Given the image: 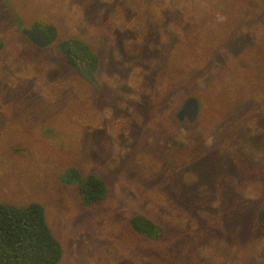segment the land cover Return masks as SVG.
Masks as SVG:
<instances>
[{
    "label": "rangeland",
    "instance_id": "obj_1",
    "mask_svg": "<svg viewBox=\"0 0 264 264\" xmlns=\"http://www.w3.org/2000/svg\"><path fill=\"white\" fill-rule=\"evenodd\" d=\"M48 22L37 47L23 29ZM69 37L98 54L109 103L65 68ZM191 96L196 120L178 119ZM71 167L111 197L85 206ZM35 201L61 264H264V0H0V203Z\"/></svg>",
    "mask_w": 264,
    "mask_h": 264
},
{
    "label": "trees",
    "instance_id": "obj_2",
    "mask_svg": "<svg viewBox=\"0 0 264 264\" xmlns=\"http://www.w3.org/2000/svg\"><path fill=\"white\" fill-rule=\"evenodd\" d=\"M55 28L56 25L50 22L44 28L52 41L56 39ZM62 53L65 68L78 72L77 69L82 62L91 77L97 80L95 72L99 70L101 61L88 42L69 37L63 43ZM181 74L182 71L179 72L180 77H182ZM20 80L33 82L32 79L27 78H20ZM87 84L94 88L91 84ZM101 87L100 84V87L93 91V99L97 106L109 103V94ZM183 104L184 102L180 103V107L176 105L178 110L174 114L177 117ZM114 107L118 108L123 115L122 107ZM48 128L49 132L41 129V135H50L52 129ZM95 130H98V135L102 136L105 144L111 142V139L110 141L106 139V133L102 129ZM63 174L66 182L77 184L85 206L102 204L112 195L105 179L97 174L84 175L75 167L67 169ZM258 222L264 227V208L258 212ZM129 223L139 235L152 240H157L164 234L163 228L158 223L142 213L132 214ZM63 258V246L47 222L43 204L37 201L23 206L0 203V264H61Z\"/></svg>",
    "mask_w": 264,
    "mask_h": 264
},
{
    "label": "water",
    "instance_id": "obj_3",
    "mask_svg": "<svg viewBox=\"0 0 264 264\" xmlns=\"http://www.w3.org/2000/svg\"><path fill=\"white\" fill-rule=\"evenodd\" d=\"M23 33L33 44L42 48L48 47L52 42L51 38L44 32V28L42 27L37 26L31 29L24 28ZM78 70L82 78H84L87 82L96 87L99 86V83L91 77L88 69L84 65H81V68H78ZM199 109V100L196 97L191 96L185 101L184 105L178 112V118L180 120L187 118L190 121H194L199 114Z\"/></svg>",
    "mask_w": 264,
    "mask_h": 264
},
{
    "label": "flooded vegetation",
    "instance_id": "obj_4",
    "mask_svg": "<svg viewBox=\"0 0 264 264\" xmlns=\"http://www.w3.org/2000/svg\"><path fill=\"white\" fill-rule=\"evenodd\" d=\"M81 65H84L82 62L79 64V67L78 68H81ZM100 87V84H99V86L97 87V88H99Z\"/></svg>",
    "mask_w": 264,
    "mask_h": 264
},
{
    "label": "clouds",
    "instance_id": "obj_5",
    "mask_svg": "<svg viewBox=\"0 0 264 264\" xmlns=\"http://www.w3.org/2000/svg\"><path fill=\"white\" fill-rule=\"evenodd\" d=\"M44 32H45V29H44ZM39 47V46H38ZM42 48V47H41Z\"/></svg>",
    "mask_w": 264,
    "mask_h": 264
}]
</instances>
